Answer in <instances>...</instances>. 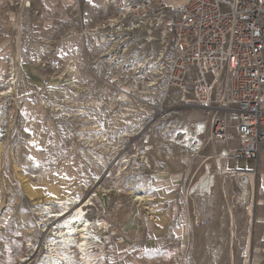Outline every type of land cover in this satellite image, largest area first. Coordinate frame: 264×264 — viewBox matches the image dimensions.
<instances>
[{"label":"rangeland","instance_id":"obj_1","mask_svg":"<svg viewBox=\"0 0 264 264\" xmlns=\"http://www.w3.org/2000/svg\"><path fill=\"white\" fill-rule=\"evenodd\" d=\"M132 1L0 0V92L13 88L0 98V264L46 262L61 227L47 201L94 194L97 264H264V186L254 173L245 193L221 169L209 130L197 152L211 115L157 82L170 16L124 11Z\"/></svg>","mask_w":264,"mask_h":264},{"label":"built area","instance_id":"obj_2","mask_svg":"<svg viewBox=\"0 0 264 264\" xmlns=\"http://www.w3.org/2000/svg\"><path fill=\"white\" fill-rule=\"evenodd\" d=\"M182 1L134 0L124 11L170 16V42L155 60L158 84L209 112L200 130L229 157L257 160L264 147V0Z\"/></svg>","mask_w":264,"mask_h":264},{"label":"bare ground","instance_id":"obj_3","mask_svg":"<svg viewBox=\"0 0 264 264\" xmlns=\"http://www.w3.org/2000/svg\"><path fill=\"white\" fill-rule=\"evenodd\" d=\"M23 4H27L28 7L30 6L28 0H24ZM112 22H115V20H112ZM12 91L13 88L8 87L5 91L0 92V98L1 96H6L12 93ZM198 125L199 124L195 125V127L198 128L197 137L201 139V136L204 135L205 131H201ZM190 137L191 131L185 128L178 133L174 144L176 146H182V144H184L186 140H189ZM203 144L204 143L201 139V145L197 147L198 153L202 150ZM225 154L227 155L225 159H228V152H222L218 157L224 158ZM246 186L247 185L242 184L241 188L245 193H248ZM146 190H152V187H149ZM206 196L207 204L211 206L214 198L210 187L206 188ZM95 198H98V195L94 194L89 199L87 198L86 201H84V204L83 201H81L80 195L64 197L56 195L47 201L44 207H47L48 214L46 217L49 216L48 221L50 222L51 219L58 222L60 221L61 227L58 225L59 228L56 227L53 229L54 231L52 230L55 238L50 241L52 242L50 244L52 249L50 254L46 257L47 260L45 259L46 262L43 264H97L92 243L95 242L96 239L91 236L90 231L93 228L106 226V224L103 220L99 219L93 222V220L88 218L90 211L87 208L94 205ZM145 199V196L144 198L141 197L140 202H143ZM51 206H56L59 208V211L57 213L50 211ZM204 217L206 218L207 216Z\"/></svg>","mask_w":264,"mask_h":264},{"label":"crops","instance_id":"obj_4","mask_svg":"<svg viewBox=\"0 0 264 264\" xmlns=\"http://www.w3.org/2000/svg\"><path fill=\"white\" fill-rule=\"evenodd\" d=\"M180 3L181 2H183L182 0L181 1H179ZM197 124H199L198 126H199V128L201 129V123H197ZM197 145V144H196ZM220 145V144H219ZM221 146H223V145H221ZM198 147V146H197ZM225 147V146H224ZM215 152V151H214ZM222 152H225V153H227L228 151H227V149H226V147H225V150H221L220 151V153H222ZM215 154H217V153H215ZM217 157V156H216ZM240 159H242V158H240ZM238 159H235V158H233V157H228V159H225V158H223V159H221V165H222V168L219 166V164H218V160L216 161V164H217V167L219 168V170H220V168L222 169V170H227L228 171V167H232V168H234L236 171H234L236 174H234V175H237L238 177V179L240 180V182H241V187H242V184H244V185H249V179H250V181L251 182H253L254 183V173L253 172H255L256 173V175L258 176V179H260V182H261V184L264 186V147L261 149V151H260V155H259V158L257 159V160H255L256 162H255V167H254V169H250V170H248V169H239L238 168V166H237V164L235 163V164H233V162L234 161H237ZM225 164V165H224ZM233 164V165H232ZM227 167V168H226ZM226 171V172H227ZM206 172V173H205ZM229 172V171H228ZM234 172H231V173H234ZM205 174H215L213 171H212V169H211V166L208 164L207 165V168L204 170V174L202 175V176H205ZM241 174V175H240ZM253 179V180H252ZM244 180H245V182H244ZM243 181V182H242ZM253 187H254V185H253ZM242 189V188H241Z\"/></svg>","mask_w":264,"mask_h":264}]
</instances>
